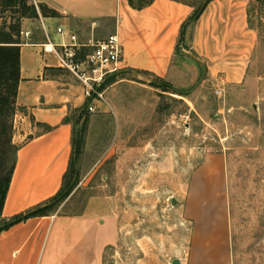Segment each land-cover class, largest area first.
Masks as SVG:
<instances>
[{"label": "crops", "instance_id": "1", "mask_svg": "<svg viewBox=\"0 0 264 264\" xmlns=\"http://www.w3.org/2000/svg\"><path fill=\"white\" fill-rule=\"evenodd\" d=\"M35 2L56 15L42 16L37 8L38 19L21 20L20 80L12 117V144L19 148L1 212L4 220L58 194L73 155L76 121L90 104L80 82L44 52L48 41L57 49L61 43L75 45L77 59L84 60L96 45L116 35L122 47L120 71L105 79L103 93L126 79L148 82L145 77L183 90L200 74L197 84L206 75L225 94V87L242 85L259 44V32L251 25L259 17L257 0H212L191 24L193 9L175 0H152L142 8L129 0ZM121 75L125 78L116 82ZM92 105L106 112L101 104ZM182 217L191 230L179 264H232L220 153L205 155L189 175ZM118 226L114 217L92 208L77 215L30 218L0 232V264H103L105 250L119 240Z\"/></svg>", "mask_w": 264, "mask_h": 264}, {"label": "rangeland", "instance_id": "2", "mask_svg": "<svg viewBox=\"0 0 264 264\" xmlns=\"http://www.w3.org/2000/svg\"><path fill=\"white\" fill-rule=\"evenodd\" d=\"M38 4L28 2L37 13ZM257 12L261 37L242 85L225 87L219 97L215 92L223 87L206 75L177 90L182 93L166 91L154 78L126 79L104 93L106 112L92 105L89 118L77 124L73 138L77 132L81 143L68 173L72 189L53 212L77 215L92 208L117 220L119 240L105 250L103 264H171L185 257L187 180L210 153L224 157L232 264H264V15ZM11 17L0 13V24ZM12 159L0 144L2 173Z\"/></svg>", "mask_w": 264, "mask_h": 264}, {"label": "trees", "instance_id": "3", "mask_svg": "<svg viewBox=\"0 0 264 264\" xmlns=\"http://www.w3.org/2000/svg\"><path fill=\"white\" fill-rule=\"evenodd\" d=\"M190 6L193 9V13L189 18V24L194 23L199 16L204 11L205 7L209 2L212 0H175ZM30 0H0V13L10 12L12 17L10 18V22L4 21L0 24V144L5 145L9 151L13 154V159L10 167L7 169L6 172L2 173L0 167V220H4L1 218V212L4 205L5 197L7 194V190L12 178L13 170L16 163V154L18 151V146L13 145L10 139H7L8 131L11 130L10 120L14 115L15 112V99L17 94V87L20 80V65H19V55H20V45L21 40L19 37L20 28H21V20L23 18H32L38 19V13L34 5H28ZM152 0H129V3L137 8H142L150 4ZM259 4V11L263 12L264 15V0H257ZM38 8L42 14L44 15H51L55 16L56 13L52 10L47 11V9L38 4ZM262 28L264 29V16L261 18ZM254 23L251 22V25ZM259 32V28H256ZM261 37V33L259 32V38ZM117 74V73H115ZM113 74V75H115ZM122 74V73H121ZM112 76V75H110ZM158 80V79H157ZM159 81V80H158ZM166 91H172L175 93H179L174 90L169 84L163 83L161 85ZM102 88V85L100 89ZM88 106H84V109L81 111L76 124L85 118H89L88 115ZM45 131H50L51 128L48 126H44L43 128ZM77 137L73 138L72 146H73V155L76 159L80 151V143L81 138L79 137L78 133L76 132ZM6 137L3 141L2 137ZM73 155L71 158V162L69 164V169L67 173L63 177V183L60 191L58 194L53 197L47 203L37 206L23 214L17 215L13 218L8 220H4V225L0 227V232L3 230L8 229L14 224L23 222L30 218L35 217H43L47 216L53 212V209L57 202L62 201L69 193V188L72 189L71 183L72 180L68 179V173L70 168L73 165ZM74 159V160H75Z\"/></svg>", "mask_w": 264, "mask_h": 264}, {"label": "built area", "instance_id": "4", "mask_svg": "<svg viewBox=\"0 0 264 264\" xmlns=\"http://www.w3.org/2000/svg\"><path fill=\"white\" fill-rule=\"evenodd\" d=\"M57 33L62 34L63 30L57 29ZM71 40L74 42L75 37H71ZM58 47L59 49L48 41L43 50L45 53L53 54L59 67L80 82L85 98L90 101L88 112H93V103H105L104 93L100 90L101 85L108 76L120 71L122 47L117 36L112 35L105 42L96 45L84 60L77 59L73 48L75 45L61 43ZM215 94L222 96L220 90Z\"/></svg>", "mask_w": 264, "mask_h": 264}, {"label": "water", "instance_id": "5", "mask_svg": "<svg viewBox=\"0 0 264 264\" xmlns=\"http://www.w3.org/2000/svg\"><path fill=\"white\" fill-rule=\"evenodd\" d=\"M203 77H204V75L202 76V78H201L200 81H202ZM171 204H172V205H175V204H176V200H175V199H171ZM171 264H179V260H178V259H174V260L171 262Z\"/></svg>", "mask_w": 264, "mask_h": 264}]
</instances>
